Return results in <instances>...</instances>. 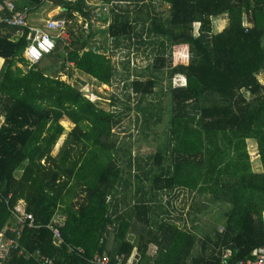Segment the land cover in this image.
I'll return each mask as SVG.
<instances>
[{"label": "trees", "instance_id": "trees-1", "mask_svg": "<svg viewBox=\"0 0 264 264\" xmlns=\"http://www.w3.org/2000/svg\"><path fill=\"white\" fill-rule=\"evenodd\" d=\"M25 1L32 7L42 4ZM99 1L110 4L102 17H112L109 38L129 37L139 19H149L147 29L169 42V52L157 54L153 66L172 81L170 136L153 156L150 169L157 172L147 177L148 187L153 193L187 188L229 204L223 226H215L213 236L200 238L170 218L153 224L147 187L139 173L128 187L132 172L124 178L125 167L114 151L116 110L102 104L89 82L62 77L76 70L98 83L113 82L112 56L105 44L92 40L91 19ZM120 1L58 0L63 9L57 16L68 20L70 40L56 37L55 48L28 68L17 62L29 63L24 51L30 27L25 25L17 37L14 27L3 33L1 27L8 25L0 23V56L5 58L0 70L5 115L0 127V229L13 219L19 199L37 224H20L18 245L0 256V264H44L20 249L39 250L54 264H101L92 262L95 253L108 254L107 264H125L135 247L133 264H221L223 248H231L235 258L248 257L264 242V80L259 77L264 75V0H149L153 6L154 1L168 3L169 13L148 11L144 18L146 0H129L137 9ZM221 15L227 23L213 31V20ZM176 76L185 82L174 84ZM131 86L135 93L149 94L156 79L135 78ZM64 118L74 126L54 154L65 132ZM121 190L137 201L129 209L117 211L116 204L111 209L110 197ZM124 205L130 203L124 200ZM59 218L63 240L57 243L48 224ZM197 242L202 251L194 254ZM151 244L156 245L153 254Z\"/></svg>", "mask_w": 264, "mask_h": 264}, {"label": "rangeland", "instance_id": "rangeland-1", "mask_svg": "<svg viewBox=\"0 0 264 264\" xmlns=\"http://www.w3.org/2000/svg\"><path fill=\"white\" fill-rule=\"evenodd\" d=\"M137 1L138 4L142 3V0ZM146 3H148V6L141 11L142 18L147 16L148 11L165 17L169 13L168 3L154 1V6L149 4V0H146ZM131 4L130 8H139L136 3L131 2ZM43 7L45 6L34 9L29 14L28 20L34 23L40 22V17H44ZM79 23L81 22L79 21ZM226 23L227 18L225 15L215 17L213 31L220 30ZM194 25L197 28L198 22H195ZM74 26H77V24H74ZM148 26H150L149 19H139V22L135 24V31L129 37H120L117 41L113 37H107L109 36L107 27L101 28L103 32H100L102 36H99V40L106 39L104 40L107 47L105 51L112 56L116 66V74L112 84L98 83L87 74L76 70L69 78L67 75H62V77L73 83L83 80L89 82V87L100 93L99 99L102 100V104L116 110L118 120L113 127L116 134L114 151L123 167H125L124 178L128 176L129 171L132 172V182L128 187L133 186L138 181L135 177L138 173L143 185L147 187L146 195L149 198L150 207L154 208L153 224H156L161 218H170L183 228L197 233L200 238H204L205 234L213 236L215 226L217 227L219 223V229L220 226H223L221 225L225 218L223 212L229 204L215 202L210 195L190 191L187 188L179 187L153 193L148 187L150 180L147 177L157 172L155 167L150 169L154 161L153 156L160 145L167 146L169 141L171 106L169 84L172 83L166 71L157 70L153 66L157 54L169 52V42L165 39V36L150 32L147 29ZM137 32L140 35H137ZM149 77L156 79V86L152 93L142 95L132 91V79H147ZM259 77L264 80V75ZM184 82L183 77L176 76L173 78L174 84ZM245 93L250 96L248 91H245ZM62 121L68 129H65V132L56 142L53 149L54 154L57 153L67 136V132L72 127L66 120L62 119ZM129 158L131 159V165L128 163ZM147 169L150 171L145 172ZM125 192L127 193V191L121 190L116 197L114 195L110 197L111 209L114 208L116 203H119V209H129L137 201V198L132 199L130 194L125 197ZM129 193H132V190ZM157 197L159 201L156 203L155 198ZM124 200L130 203V206H125ZM152 246L156 249V245L152 244ZM211 247L208 246L206 251H209ZM201 251L202 244L197 242L193 253L196 254Z\"/></svg>", "mask_w": 264, "mask_h": 264}, {"label": "built area", "instance_id": "built-area-1", "mask_svg": "<svg viewBox=\"0 0 264 264\" xmlns=\"http://www.w3.org/2000/svg\"><path fill=\"white\" fill-rule=\"evenodd\" d=\"M47 0H38V3H44ZM110 4L108 2H99L94 8L93 18L100 19V17L108 12ZM32 6L25 3L23 0H0V23L7 24L15 28L14 36H21L24 34V26L27 25V16L31 11ZM68 20L65 17H49L46 19L43 27L34 26L27 32V38L24 54L29 60L30 67L33 63L42 59V57L51 52L56 46V37L65 39L68 43L70 34L68 31ZM50 29H54L56 34L53 35ZM32 211L26 208L23 199H19L13 210V219L8 222L3 229H0V256L4 257L9 251L10 247L17 246V238L21 234V225L27 223L29 226L37 225ZM55 223H49L48 226L53 230L57 243L62 242L60 225L62 219H55ZM12 232V234L9 233ZM20 254L26 257H35L41 259L44 264H54L51 257L41 253L39 250L35 252L19 250ZM108 254L95 253L92 262L107 264L110 261ZM134 256L132 255L125 264H133ZM221 264H264V242L260 244L254 252V255L248 257L232 256V250L229 247L223 248L221 252Z\"/></svg>", "mask_w": 264, "mask_h": 264}, {"label": "crops", "instance_id": "crops-1", "mask_svg": "<svg viewBox=\"0 0 264 264\" xmlns=\"http://www.w3.org/2000/svg\"><path fill=\"white\" fill-rule=\"evenodd\" d=\"M25 3H28V2H26L25 0H23ZM28 1V0H27ZM58 0H47V1H45L44 3H42L41 5H36V6H34V7H32L31 8V11L29 12V14L34 10V9H37V8H39L40 6H45V7H43L44 8V10H43V15H44V17H40V22H38V23H34V22H30L29 20H28V16H29V14H28V16H27V25L31 28V27H34V26H41V27H43V25H44V23H45V21H46V19H48L49 17H58L57 15H59L60 14V12L62 11V9H63V7H62V5H60L59 4V2H57ZM128 2H126V3H131L132 1H129V0H127ZM99 2H102V1H99ZM98 2V3H99ZM120 2H124V0H121ZM132 3H135V2H132ZM29 4V3H28ZM44 4V5H43ZM103 17V15L100 17V19H96V18H92L91 20L93 21V24L91 25V27L92 28H94V32H95V35L93 36V38H92V40L93 41H95V42H100V43H102V44H104V40H106L105 38H104V40L103 41H101V40H99V36H102L101 34H100V32H103V30H101V28H104V27H108V24H109V22H110V20H111V16L110 17H108L107 19H103L102 18ZM83 16H81V15H79L78 16V21H80V22H82L83 21ZM101 23V24H100ZM87 25H88V23H85V26L87 27ZM25 27V26H24ZM67 27H69V23H68V26ZM13 29L14 28H12L11 26H2L1 27V31L3 32V33H7V32H12L13 31ZM12 30V31H11ZM50 32L53 34V35H55L56 34V31L54 30V29H50ZM15 34V30H14V32H13V34L12 35H14ZM108 38H109V36H107ZM61 39V38H60ZM61 41L63 42V43H66V42H64L65 41V39H61ZM107 48V47H106ZM66 54V53H65ZM4 63H5V58L3 57V56H0V70H1V68L3 67V65H4ZM17 64L19 65V66H22L23 68H28V65H29V63L28 64H24V63H22V62H20V61H18L17 62ZM63 75H65V74H63ZM0 102H1V100H0ZM3 104L2 103H0V127H1V125L4 123V121H5V115H4V112H3ZM67 121L68 123H70L71 125H72V127L74 126V123L71 121V120H69L68 118H64V121ZM62 123H63V125L65 126V129H68V127L64 124V122L62 121ZM71 127V128H72ZM70 128V129H71ZM69 129V130H70ZM131 194H133V193H131ZM131 198L132 199H134L135 197L133 196V195H131ZM117 204V203H116ZM116 207H118V209H117V211H122V208L121 209H119V203L117 204V206ZM154 246H155V244H153ZM150 249H149V252L151 253V254H153L154 252H155V250L156 249H154V247L152 246V244L150 245ZM136 253H137V247H135L134 248V250H133V252H132V255L135 257L136 256Z\"/></svg>", "mask_w": 264, "mask_h": 264}, {"label": "water", "instance_id": "water-1", "mask_svg": "<svg viewBox=\"0 0 264 264\" xmlns=\"http://www.w3.org/2000/svg\"><path fill=\"white\" fill-rule=\"evenodd\" d=\"M66 53V51L65 50H62V54L64 55Z\"/></svg>", "mask_w": 264, "mask_h": 264}]
</instances>
